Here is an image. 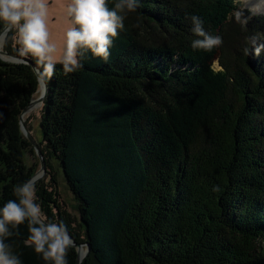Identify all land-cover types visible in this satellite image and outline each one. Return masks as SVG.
Instances as JSON below:
<instances>
[{
	"label": "trees",
	"instance_id": "1",
	"mask_svg": "<svg viewBox=\"0 0 264 264\" xmlns=\"http://www.w3.org/2000/svg\"><path fill=\"white\" fill-rule=\"evenodd\" d=\"M192 15L219 47H191ZM124 25L107 61L88 53L67 75L57 63L46 76L31 55L0 58V173L31 161L0 179V207L40 166L19 124L40 74L39 139L25 119L45 163L37 203L89 245L79 264H264V50L252 54L264 13L235 0H139ZM19 49L8 33L2 50ZM27 236L20 225L6 242L22 264H45ZM67 259L76 264L74 246Z\"/></svg>",
	"mask_w": 264,
	"mask_h": 264
},
{
	"label": "clouds",
	"instance_id": "2",
	"mask_svg": "<svg viewBox=\"0 0 264 264\" xmlns=\"http://www.w3.org/2000/svg\"><path fill=\"white\" fill-rule=\"evenodd\" d=\"M139 0H116L110 8L108 0H68L65 17L69 27L57 55V44L50 40L48 28V0H0V37L14 32L20 55H31L44 74L51 77L57 63L62 65L65 75L82 67L81 59L88 53L107 61L111 55L113 41L124 29L127 15L135 12ZM191 32L196 39L191 41L195 50L211 51L223 41L203 28V21L190 16ZM3 41L0 40V44ZM264 44L253 50L259 56ZM15 199H9L0 207V264H22L11 243L6 242L18 235L20 225L27 226L26 246L31 247L45 264H68L72 241L63 221L51 222L43 215L37 203L35 183L29 179L12 189Z\"/></svg>",
	"mask_w": 264,
	"mask_h": 264
},
{
	"label": "rangeland",
	"instance_id": "3",
	"mask_svg": "<svg viewBox=\"0 0 264 264\" xmlns=\"http://www.w3.org/2000/svg\"><path fill=\"white\" fill-rule=\"evenodd\" d=\"M241 4V7L250 9L251 12L259 14L264 13L263 10L260 9H251L248 7V1L246 0H235ZM68 0H48V28L50 31V40L57 44V55H59L61 45L64 41V33L66 32L67 28L70 26L68 23L67 18L65 17V7ZM4 41V39H2ZM3 44V43H2ZM2 44L0 48L2 49ZM214 66L218 68L217 62L214 63ZM40 91L36 93L34 98L39 95ZM39 108V104L33 107L25 116L30 117V124L33 129L34 136L37 139L40 137L39 127H38V119H37V111ZM31 165V161L29 158H26L23 163L19 165H14L9 168L7 171L0 173V179H6L11 176L18 175L22 173L28 166ZM62 195L68 201V203L72 202L71 195L69 194L67 188L62 187Z\"/></svg>",
	"mask_w": 264,
	"mask_h": 264
},
{
	"label": "water",
	"instance_id": "4",
	"mask_svg": "<svg viewBox=\"0 0 264 264\" xmlns=\"http://www.w3.org/2000/svg\"><path fill=\"white\" fill-rule=\"evenodd\" d=\"M250 10V9H249ZM0 31H3V28L0 30ZM5 37H3L2 39H4ZM2 47V46H1ZM0 58L7 61V62H21V61H27L24 59L23 56H21L20 54H10V53H7L5 51H3L1 48H0ZM38 76V83H39V86H38V89L36 91V93H38V90L40 88V85L43 86V91H41L39 93V95L36 97V98H32L30 100V102L28 103V105H26L21 113H20V116H19V124H20V129L22 131V133L24 134V136L29 140V142L32 144L33 148L35 149V152L37 154V156L39 157V160H40V166L38 168V170L34 173V175L31 177V180L33 182H36L38 181L41 177L44 176L45 174V163H44V159H43V156L41 155L40 153V150L38 148V145L35 141V139L32 137L30 131L27 129L26 125H25V118L24 116L33 108L35 107L37 104H39V106H41L43 100H44V97L46 95V92L48 90V85H47V82H46V79L41 76L40 74L37 75ZM71 238V237H70ZM71 241H72V246H74L76 248V252H77V261H76V264H79L80 261L82 260V258L86 255V253L88 252L89 250V245L85 244L86 247H84L83 244H76L72 238H71Z\"/></svg>",
	"mask_w": 264,
	"mask_h": 264
},
{
	"label": "bare ground",
	"instance_id": "5",
	"mask_svg": "<svg viewBox=\"0 0 264 264\" xmlns=\"http://www.w3.org/2000/svg\"><path fill=\"white\" fill-rule=\"evenodd\" d=\"M248 1V7L251 9H260L264 11V0H246ZM3 37H0V40H2ZM1 45V44H0ZM38 91H43V86L40 85V88Z\"/></svg>",
	"mask_w": 264,
	"mask_h": 264
}]
</instances>
